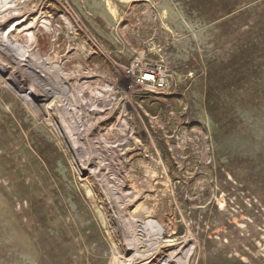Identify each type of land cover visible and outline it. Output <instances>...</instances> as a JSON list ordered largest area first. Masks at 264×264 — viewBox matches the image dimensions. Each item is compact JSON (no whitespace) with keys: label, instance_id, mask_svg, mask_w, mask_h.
I'll return each instance as SVG.
<instances>
[{"label":"rangeland","instance_id":"374dc122","mask_svg":"<svg viewBox=\"0 0 264 264\" xmlns=\"http://www.w3.org/2000/svg\"><path fill=\"white\" fill-rule=\"evenodd\" d=\"M0 36V264H264V0H0Z\"/></svg>","mask_w":264,"mask_h":264},{"label":"built area","instance_id":"2783aa9c","mask_svg":"<svg viewBox=\"0 0 264 264\" xmlns=\"http://www.w3.org/2000/svg\"><path fill=\"white\" fill-rule=\"evenodd\" d=\"M143 80L149 84H152L154 87H157L160 89H165L168 83L166 77L165 78L160 77L159 73L153 72V71H148L146 74H144Z\"/></svg>","mask_w":264,"mask_h":264},{"label":"bare ground","instance_id":"6f19581e","mask_svg":"<svg viewBox=\"0 0 264 264\" xmlns=\"http://www.w3.org/2000/svg\"><path fill=\"white\" fill-rule=\"evenodd\" d=\"M31 40V39H30ZM0 41L2 42V43H5L6 45H12L11 43H9V42H5V41H3V38H2V36H0ZM29 42V41H28ZM22 49V48H21ZM25 51V50H24ZM19 52H22V51H19ZM21 54H25L24 52H22ZM21 54L19 53L18 55L19 56H21ZM21 60V59H20ZM55 68V67H54ZM55 70H56V68H55ZM48 79V78H47ZM34 87V86H33ZM122 119V118H121ZM123 124H125L124 122H123ZM122 125V124H121ZM126 125V124H125ZM186 256H187V254H186ZM145 260H142L141 262H140V264H150V263H147V261L146 262H144ZM149 261V260H148ZM186 261L187 260H177V261H175L177 264H186ZM165 264H167V263H165Z\"/></svg>","mask_w":264,"mask_h":264}]
</instances>
